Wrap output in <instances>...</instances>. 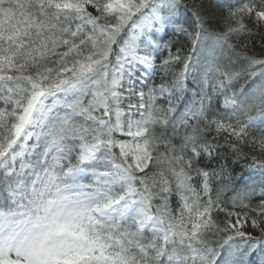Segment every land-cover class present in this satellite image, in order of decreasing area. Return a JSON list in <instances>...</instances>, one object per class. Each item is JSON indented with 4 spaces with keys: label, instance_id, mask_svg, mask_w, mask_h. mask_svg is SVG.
I'll return each mask as SVG.
<instances>
[{
    "label": "snow or ice",
    "instance_id": "snow-or-ice-1",
    "mask_svg": "<svg viewBox=\"0 0 264 264\" xmlns=\"http://www.w3.org/2000/svg\"><path fill=\"white\" fill-rule=\"evenodd\" d=\"M0 264H264V0H0Z\"/></svg>",
    "mask_w": 264,
    "mask_h": 264
}]
</instances>
